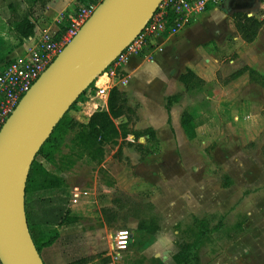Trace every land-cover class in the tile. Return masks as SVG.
<instances>
[{"label":"rangeland","instance_id":"obj_1","mask_svg":"<svg viewBox=\"0 0 264 264\" xmlns=\"http://www.w3.org/2000/svg\"><path fill=\"white\" fill-rule=\"evenodd\" d=\"M218 14L193 20L175 34L154 36L155 50L174 41L156 53L149 69L162 73L182 65L184 71L207 51L222 64L215 70L217 81L198 93H181L173 132L165 124L157 139L146 141L129 112L115 122L126 124L130 134L105 145L100 163L80 157L73 144L76 129L53 162L36 157L63 177L64 187L29 193L27 200L66 196L78 219L42 226L46 236L59 234L41 251L46 264H68L81 256L89 259L86 264H173V255L193 240L201 222L220 224L202 241L201 264H264V22L251 43L232 35L207 39ZM125 63L117 68L115 83L122 76L129 80ZM239 69L242 74L231 79ZM94 88L93 82L66 112L79 124L102 109ZM184 110L195 115L192 137L180 126ZM121 229L131 233V241L115 256L112 242Z\"/></svg>","mask_w":264,"mask_h":264},{"label":"water","instance_id":"obj_2","mask_svg":"<svg viewBox=\"0 0 264 264\" xmlns=\"http://www.w3.org/2000/svg\"><path fill=\"white\" fill-rule=\"evenodd\" d=\"M162 0H101L21 97L0 129V264H44L29 234L25 186L30 166L78 96L140 34ZM233 3L239 9H252ZM128 11L113 38L112 25ZM24 233V234H23Z\"/></svg>","mask_w":264,"mask_h":264},{"label":"trees","instance_id":"obj_3","mask_svg":"<svg viewBox=\"0 0 264 264\" xmlns=\"http://www.w3.org/2000/svg\"><path fill=\"white\" fill-rule=\"evenodd\" d=\"M49 1L50 0H33L40 10H43ZM90 1L96 4L100 2V0ZM0 3V6L8 7L11 13L15 15L21 1L0 0ZM170 15H172V13H170ZM171 20L172 18L169 21ZM262 22L263 20H257L253 16H247L244 12L236 13L233 16V26L238 31L241 38L246 42H252L256 38ZM13 28L22 39L33 34L34 24L27 16H20L14 19ZM242 72L243 71L239 69L230 74L229 77L233 79ZM179 79L185 91L190 93H198L205 84V81L190 68H186ZM92 83L90 85H92ZM85 92L86 90L78 96L70 107H72ZM179 98L180 96L178 94L169 96L166 102L167 108L170 107L172 102L178 101ZM129 112H131V109L127 105L124 92L121 91L118 86H113L108 93L106 109L95 110L90 114L87 121L82 124L77 123V121L68 117L65 113L54 126L49 137L39 148L30 166L26 180L25 211L28 231L40 256L42 249L50 246L59 236L57 232H54L52 236H46L42 226L47 224L68 225L76 222L78 219L70 213L66 196L55 194L54 196L35 199L32 202L27 200V194L29 193L64 187L63 177L48 171L36 157L40 156L47 161L53 162L55 154L60 151L67 134L76 129L74 132L73 144L77 151H79L80 157L85 156L91 162L100 163L104 158L105 145L114 142L119 136H127L129 134L130 131L126 124L115 123L116 119L127 115ZM194 120L195 115L193 112L188 110L182 112L180 124L189 137H192L195 133L193 127ZM144 133L149 135V140L156 139L153 130L146 129ZM219 226L220 224L209 227L207 223L205 224L203 222L196 224V228L193 229V240L180 246L179 250L173 255V264H201L198 251L202 241L209 237L213 231L217 230ZM139 229L141 230L144 228ZM42 260L43 263L46 264L43 258ZM108 260L109 259L106 258L103 261L108 262ZM88 261V258L81 256L71 260L68 264H86Z\"/></svg>","mask_w":264,"mask_h":264},{"label":"crops","instance_id":"obj_4","mask_svg":"<svg viewBox=\"0 0 264 264\" xmlns=\"http://www.w3.org/2000/svg\"><path fill=\"white\" fill-rule=\"evenodd\" d=\"M19 1H21V3L19 4L15 15L11 13V10L8 7L0 6V70L3 68V65L6 62L24 57L27 53V48L29 45L36 42L42 32L48 30L56 38H58L68 22L69 15L77 11V9L82 5L93 3L90 0H50L45 8L40 10L33 0ZM248 1L249 0H237V3L245 5L248 3ZM233 3H235V0H222V3L217 9L210 6L203 13L198 14L193 19L200 20L202 18L203 21H205V19L214 12H219L218 17L209 26L208 35L206 37L207 39H211L213 37L217 39L218 35H225V37L232 35V38L234 39H242L238 31L233 26V16L239 12H244L247 14V16H253L257 20H263L264 22V14L257 12L259 9L264 10L261 7V0H256L254 7L250 10L234 7ZM20 16H27L34 24L33 34L27 38L21 39L13 28L14 19L19 18ZM199 20L196 22H199ZM193 24L194 23L191 25ZM166 34L170 35L171 33L164 32L159 34V36ZM154 39L155 38L153 36L148 42L146 49L142 50L136 55H131L124 64L123 68L126 70V72H128L130 78L127 80V84L123 86H126L125 89L121 91H123L125 94L127 105L130 107L131 112H134L133 120H137V124L141 125H135L134 127H140L139 129L143 128L141 133H144L146 129H151L155 132V136H158V127L161 128L162 125L169 124V129L171 132L174 130V125L172 126V123L175 124L176 122L175 116L173 114L175 107L174 103L181 99V93H186L179 77L186 70V68L192 69L205 81V84L203 85L204 88L205 85H209L210 83L217 81L215 70L220 68L222 64L218 62L219 59L217 60L216 56H209L208 54H211V52L207 51V54H205L207 56H204L203 60L200 58L197 60L193 59L192 65H187L184 71L180 70L182 69V65L180 68L171 67L162 73L157 71L155 68L149 69L152 64L156 63V53L163 49L165 45L173 43L174 41H165L162 44L160 50H155ZM242 41L245 43H251L246 42L243 39ZM232 61L233 60H230V62ZM122 77L126 78L125 76ZM117 86L119 89H121L119 85ZM222 88L223 91H226L227 89V87ZM177 94L180 96L178 101L172 102L170 107L167 108V98ZM205 98L207 99V102L211 99V97L208 95H206ZM106 101L107 100H100L102 109H106ZM93 106L95 107V103H93ZM130 125L131 123H129V127ZM144 134L146 136V141H149V135L146 133Z\"/></svg>","mask_w":264,"mask_h":264},{"label":"built area","instance_id":"obj_5","mask_svg":"<svg viewBox=\"0 0 264 264\" xmlns=\"http://www.w3.org/2000/svg\"><path fill=\"white\" fill-rule=\"evenodd\" d=\"M221 3L222 0H162L140 34L94 80V98L107 100L110 88L118 84L122 86L127 84L126 78L114 82L117 68L131 55L146 49L153 36L164 32L176 33L208 7L217 9ZM96 5V3H88L80 6L77 11L69 15L68 22L58 38L46 30L36 42L29 45L24 57L10 60L3 65L0 70V129L24 93L77 33ZM261 7L264 9V0H261ZM171 18L172 20L169 21ZM130 241L131 233L128 230H118L112 242L114 255L118 256L125 251Z\"/></svg>","mask_w":264,"mask_h":264},{"label":"bare ground","instance_id":"obj_6","mask_svg":"<svg viewBox=\"0 0 264 264\" xmlns=\"http://www.w3.org/2000/svg\"><path fill=\"white\" fill-rule=\"evenodd\" d=\"M128 11H124L121 13L120 15V19L118 20V22L114 23L112 25L111 28V32H112V36L113 38H115V36L117 35V33L119 32L121 26L124 24V22L126 21V19L128 18ZM24 234V233H23Z\"/></svg>","mask_w":264,"mask_h":264}]
</instances>
